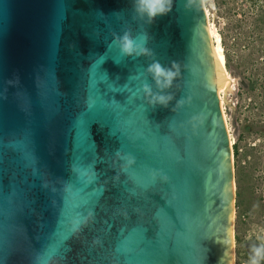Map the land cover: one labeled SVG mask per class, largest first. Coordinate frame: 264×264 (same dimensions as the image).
<instances>
[{
    "label": "water",
    "instance_id": "95a60500",
    "mask_svg": "<svg viewBox=\"0 0 264 264\" xmlns=\"http://www.w3.org/2000/svg\"><path fill=\"white\" fill-rule=\"evenodd\" d=\"M130 9L0 0V264H233L225 72L202 0L147 26ZM144 28L152 55L108 47ZM153 60L180 64L167 107L138 91L159 92L140 75Z\"/></svg>",
    "mask_w": 264,
    "mask_h": 264
},
{
    "label": "rangeland",
    "instance_id": "374dc122",
    "mask_svg": "<svg viewBox=\"0 0 264 264\" xmlns=\"http://www.w3.org/2000/svg\"><path fill=\"white\" fill-rule=\"evenodd\" d=\"M202 4L207 27L216 26L231 60L225 65L227 73L238 80L236 95L227 97L230 104L234 101V114L228 105L224 113L232 136L236 135L232 148L239 149L233 160L234 264H248L244 242L264 241L263 166L257 163L264 156V0H202Z\"/></svg>",
    "mask_w": 264,
    "mask_h": 264
},
{
    "label": "clouds",
    "instance_id": "9594fccd",
    "mask_svg": "<svg viewBox=\"0 0 264 264\" xmlns=\"http://www.w3.org/2000/svg\"><path fill=\"white\" fill-rule=\"evenodd\" d=\"M173 3L174 0H130L131 18L132 20L143 21L145 26L150 25L157 17L167 15L172 10ZM113 15L117 16L118 19L122 18L121 12H114ZM148 41L149 33L146 28L136 35H133L131 30H124L122 34H113L108 47L116 49L121 58H138L142 55H152L147 46ZM144 73L151 77L159 92L153 93L152 85L147 82H142L138 91L148 98L147 102L152 107L157 105L167 107L173 97L164 93V90L171 88L173 81L180 75V64L172 61L170 66L166 67L159 61L153 60L140 75ZM120 154L117 151L116 155L119 156ZM126 159L128 164L134 163L132 157L127 156ZM262 262H264V242L250 247L248 264H262Z\"/></svg>",
    "mask_w": 264,
    "mask_h": 264
},
{
    "label": "bare ground",
    "instance_id": "6f19581e",
    "mask_svg": "<svg viewBox=\"0 0 264 264\" xmlns=\"http://www.w3.org/2000/svg\"><path fill=\"white\" fill-rule=\"evenodd\" d=\"M208 32H209V35H210L211 44H212L213 51L215 53L216 59H217L218 62L223 63V69H224V72H225V86L221 89V91L218 92V96H219L221 113H222V116H223L225 127L227 129L226 131H227V135H228L229 147H230V152H231V168H232V172H233V162L234 161H233V155H232V146L234 144V141H235L234 138L236 137V135L233 134L235 136L234 137L231 134L233 129H230V127H229V120L227 119V117H226V115L224 113V105H226V106L228 105L230 107V109L232 110V113L234 114V111H235V109H234V107H235L234 101L232 102V104H230L228 102L227 97L236 95V93H237L236 92V86H237V81L238 80L233 79V77H230L229 74L227 73V70H226V67H225V65H226L225 55H224L223 48L221 46V37H220V35L218 34V32L216 30V26L209 24ZM232 117H233V115H232ZM232 183H233V203H234V192H235V189H236L234 177L232 178ZM233 222H234V213L232 215V244H233V231H234ZM234 250L235 249H234V244H233V264H234V258H235L234 257L235 256Z\"/></svg>",
    "mask_w": 264,
    "mask_h": 264
},
{
    "label": "flooded vegetation",
    "instance_id": "af4514ba",
    "mask_svg": "<svg viewBox=\"0 0 264 264\" xmlns=\"http://www.w3.org/2000/svg\"><path fill=\"white\" fill-rule=\"evenodd\" d=\"M237 126H238V124H237ZM241 136H239L238 138H240ZM254 145V144H253ZM233 147V146H232ZM237 149V148H236ZM239 153V149H237V152L235 153V150H233V148H232V155H233V160H234V156L237 158L238 157V154ZM234 163H235V161H234ZM234 163H233V175H234V172H235V165H234ZM244 163V162H243ZM257 163H261L262 164V174H263V176H262V179H263V183H264V156L263 157H261L260 158V160L259 161H257ZM238 167V161H236V168ZM235 198H236V195H235ZM235 202V201H234ZM233 236H234V234H233ZM233 238H235V236L233 237ZM252 238V237H251ZM261 239L260 238H252V239H250V240H247V242H244L245 243V246H244V251H245V255L248 257V260H249V256H250V247L252 246V245H254V244H260V243H262V241H260ZM236 242V241H235ZM264 242V241H263ZM235 255H237L236 254V245H235ZM236 258V257H235ZM234 258V259H235ZM234 261H236V260H234ZM262 264H264V262H262Z\"/></svg>",
    "mask_w": 264,
    "mask_h": 264
},
{
    "label": "trees",
    "instance_id": "16d2710c",
    "mask_svg": "<svg viewBox=\"0 0 264 264\" xmlns=\"http://www.w3.org/2000/svg\"><path fill=\"white\" fill-rule=\"evenodd\" d=\"M223 48V51H224V55H225V61H226V66L229 65L230 63V58L228 57V52H226V49L224 47ZM237 147L234 146V150H235V153L237 152Z\"/></svg>",
    "mask_w": 264,
    "mask_h": 264
}]
</instances>
